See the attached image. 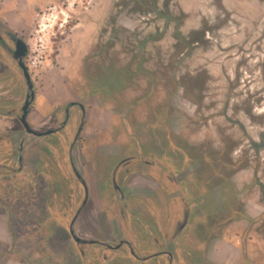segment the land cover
Wrapping results in <instances>:
<instances>
[{
	"label": "rangeland",
	"instance_id": "1",
	"mask_svg": "<svg viewBox=\"0 0 264 264\" xmlns=\"http://www.w3.org/2000/svg\"><path fill=\"white\" fill-rule=\"evenodd\" d=\"M54 7L28 123L85 114L22 142L29 92L4 38L0 264H79L63 205L81 189L68 182L82 125L73 150L92 199L110 200L123 158L160 162L162 205L189 221L176 264H264V0H0V27L27 57Z\"/></svg>",
	"mask_w": 264,
	"mask_h": 264
},
{
	"label": "flooded vegetation",
	"instance_id": "2",
	"mask_svg": "<svg viewBox=\"0 0 264 264\" xmlns=\"http://www.w3.org/2000/svg\"><path fill=\"white\" fill-rule=\"evenodd\" d=\"M4 38L16 46L17 38L0 27L2 49ZM6 51L14 56V51ZM25 83L28 87L26 80ZM27 99L28 95L25 102ZM71 109H79L81 115L85 114L82 107L70 104L64 111L65 121L55 127L58 122L53 119L50 128L38 131L42 136L37 138L48 137L63 130L68 125ZM83 118L81 120H84ZM82 128L83 125L78 128L71 144L72 173L69 174L71 179L68 182L73 181L81 189L75 192L67 183L75 196L72 201L63 205L68 214L67 235L76 250L79 264H149L153 261L155 264H176L175 240L187 230L189 221L186 218L183 222L180 221V207L162 205L165 202L164 184L157 180L151 168H161L160 162L154 165L147 157L145 159L139 155L123 158L114 170L110 200L101 203V200L92 199V190L77 167L73 148L79 141ZM184 180L174 179L175 185L179 186ZM177 196L179 195L174 197ZM189 208L191 210L192 207ZM142 219L148 220L150 224H145Z\"/></svg>",
	"mask_w": 264,
	"mask_h": 264
},
{
	"label": "built area",
	"instance_id": "3",
	"mask_svg": "<svg viewBox=\"0 0 264 264\" xmlns=\"http://www.w3.org/2000/svg\"><path fill=\"white\" fill-rule=\"evenodd\" d=\"M57 13L56 7L48 9L44 13L38 23L37 31L35 35V45L31 55H28L24 59V65L28 72L36 71L40 69L45 63V53L48 50V42L46 35L50 33L51 26H48V21ZM57 18V17H56Z\"/></svg>",
	"mask_w": 264,
	"mask_h": 264
},
{
	"label": "water",
	"instance_id": "4",
	"mask_svg": "<svg viewBox=\"0 0 264 264\" xmlns=\"http://www.w3.org/2000/svg\"><path fill=\"white\" fill-rule=\"evenodd\" d=\"M27 47L25 45V43L20 40L17 39L16 40V46H15V51H14V56L13 59L16 61L19 69L22 71L24 78L26 80V82L28 83V99L25 102L24 107L22 108V114H21V118H20V123L22 124L23 128H24V133H23V139L22 142L26 141L27 135L32 134L36 137H41L42 135L38 133V131L32 130L30 128V125L28 124V116L30 114V110L32 109V105L35 99V92H34V86L31 82V77L23 63V60L26 57L27 54Z\"/></svg>",
	"mask_w": 264,
	"mask_h": 264
},
{
	"label": "crops",
	"instance_id": "5",
	"mask_svg": "<svg viewBox=\"0 0 264 264\" xmlns=\"http://www.w3.org/2000/svg\"><path fill=\"white\" fill-rule=\"evenodd\" d=\"M23 63H24V60H23ZM36 99V102H37V98H35ZM35 99H34V102L33 103H35ZM54 108H56V107H54ZM33 110H35V106H34V104L32 105V109L30 110V114L32 113V111ZM29 114V115H30ZM29 117V116H28ZM29 124V123H28ZM30 125V124H29ZM78 125V124H77ZM32 129H35V128H33L32 127ZM77 167H78V169H79V171H82V169H81V167H80V164H79V162H78V159H77ZM82 173H83V171H82ZM91 181V180H90ZM91 187H92V189L94 190V187H95V185H94V183H93V181H91Z\"/></svg>",
	"mask_w": 264,
	"mask_h": 264
}]
</instances>
